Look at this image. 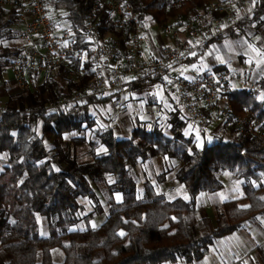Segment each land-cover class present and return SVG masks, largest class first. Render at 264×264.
Instances as JSON below:
<instances>
[{
	"label": "trees",
	"instance_id": "1",
	"mask_svg": "<svg viewBox=\"0 0 264 264\" xmlns=\"http://www.w3.org/2000/svg\"><path fill=\"white\" fill-rule=\"evenodd\" d=\"M206 0H185L171 7L167 0H131L141 21L161 26L166 21L182 22L203 11ZM53 6L67 18L75 44L83 57L72 65L83 66L85 73L69 79L61 69L49 75L36 90H23L9 98L0 116V153L7 165L0 173V247L9 254L7 264H161L182 258H201L212 240L240 228L250 217L264 214V140L233 131L228 138L216 136L211 143L196 147L185 136V119L173 110L166 120L171 136L161 125L150 129L138 123L128 138L118 139L110 127L92 126L97 119L91 110L106 97L90 98L68 109L44 111L50 100L84 87L92 75L89 53L85 47V16L90 0H53ZM264 14V0H255L249 14L241 17L236 31L247 25L258 26ZM19 21L15 9L0 7V79L10 59L23 49L15 43ZM110 22L101 20L98 38L111 31ZM219 38V37H218ZM214 38L205 43L218 39ZM12 41V42H11ZM7 42V43H5ZM156 79V78H155ZM261 83H264L262 79ZM230 115L244 116L264 127V97L247 89L228 92ZM89 129L88 154L91 160L79 162L75 147L85 141L79 133ZM50 142L55 152L45 145ZM103 147L98 152V147ZM175 158L181 163L176 173L188 199L169 200L157 193L150 181L143 183V195L137 196L135 165L152 156ZM231 172L243 181L244 195L225 201L217 210L215 224L197 210L196 197L201 192H215L222 187L219 174ZM108 176L112 177L107 181ZM107 188L108 211L98 226L78 229L79 199L98 204L96 189ZM120 192L117 202L113 193ZM245 202V205L242 203ZM37 215L45 216L48 237L39 235ZM93 213L86 215L90 219ZM122 233V234H121ZM62 250L54 260L53 249ZM264 264V245L258 247Z\"/></svg>",
	"mask_w": 264,
	"mask_h": 264
},
{
	"label": "built area",
	"instance_id": "2",
	"mask_svg": "<svg viewBox=\"0 0 264 264\" xmlns=\"http://www.w3.org/2000/svg\"><path fill=\"white\" fill-rule=\"evenodd\" d=\"M85 16V47L89 53L92 75L84 87L47 102L43 110L56 111L86 103L90 98L116 94L128 85L154 78H166L177 96V103L190 116L202 102L209 114L226 118L230 115L228 92L236 82L248 89L251 67L239 75L224 70L190 71L170 76L169 70L187 62L195 43L212 40L236 26L246 13V0H206L203 11L181 23L164 22L160 28L169 41L161 44L155 54H146L144 44L148 33L131 0H90ZM185 0H167L171 7ZM0 7L15 9L21 24L19 37L29 44L9 62L13 80L20 90H30L34 79L50 75L57 69L69 79L77 80L85 73L83 66L72 65L82 57L83 49L75 44V36L63 13L53 6V0H0ZM210 14H214L208 19ZM110 22L111 31L99 36L101 20ZM6 111L0 105V116ZM231 130L244 132L264 140V127L253 124L244 116H233Z\"/></svg>",
	"mask_w": 264,
	"mask_h": 264
},
{
	"label": "crops",
	"instance_id": "3",
	"mask_svg": "<svg viewBox=\"0 0 264 264\" xmlns=\"http://www.w3.org/2000/svg\"><path fill=\"white\" fill-rule=\"evenodd\" d=\"M255 0H246L248 14L252 10ZM214 14H210L208 19H211ZM184 21V20H183ZM182 21V22H183ZM261 24L258 26L247 25L242 33L231 35L230 31H236V26L227 28L223 34L219 35L218 39L211 41L209 44L195 43L194 50L189 56L187 62L180 66H174L169 70L168 75L177 76L187 74L190 71H206L224 70L231 75H239L244 70L251 67L249 85L254 88L248 89L236 82L234 89L244 88L248 91H254L259 98L264 97V14L261 16ZM146 22L148 26V33L144 44V52L146 54H155L158 47L169 41L164 37L160 26L154 23ZM181 23V22H176ZM21 24H19V30ZM15 43L22 45L23 48L29 46L19 37ZM161 32V33H160ZM84 55H82L83 57ZM57 73V70L52 74ZM50 74V76L52 75ZM49 75H41L34 79V85L30 89L34 91L40 86ZM22 90L18 89L9 65L3 72V77L0 79V105H5L9 98ZM117 96L116 98H114ZM104 110L102 117H97V112ZM173 110H178L180 116L185 119L184 134L191 136L195 140V145L201 148L204 144H209L216 136H224L228 138L232 132L229 124L225 123V118L209 114L202 102H197L195 115L190 116L188 112L177 103V96L173 89L168 85L166 78L146 79L134 82L124 88L120 93L106 97L90 112L93 118L97 119L99 127H110L113 135L118 139L128 138L130 132L138 123H144L147 128L153 125H161L166 135L171 136V131L166 125V120ZM94 114V115H93ZM48 149H51L50 142L45 141ZM101 148V146L99 147ZM104 148L97 150L102 152ZM51 149L49 154H54ZM75 154L79 162H87L91 160L88 158L80 160L78 156L77 146L75 147ZM7 165L5 156L0 153V173ZM156 166V173L147 176L144 171L150 172L153 166ZM137 166H146L142 168L143 182L150 181L157 193H163L166 196L172 197L173 192L180 189L181 183L176 178V173L181 167V163L175 158H168L163 156H152L146 160L138 162L133 168V172L139 181V176L136 173ZM219 179L222 182V187L215 192H201L196 197V206L201 216L210 218L215 224L218 208L228 200L240 199L243 193V181L237 178L231 172L223 171L219 174ZM108 178V177H107ZM155 180V182H154ZM137 181V182H138ZM99 191H107L106 187L101 186L96 189L97 195L107 197L106 195H99ZM144 191V188H143ZM220 191H228L220 200L208 199L209 194L218 193ZM139 187L137 183V196ZM119 195V199H117ZM143 195V192L141 196ZM114 199L119 202L122 199L120 192L113 193ZM105 197V198H106ZM106 204V201H105ZM246 203L243 202L242 205ZM106 208L108 210L107 204ZM105 205L102 206L104 212ZM90 213V212H89ZM96 213L87 219L88 224L84 227H77L78 229H85L88 225L90 227L98 226ZM37 223L39 228V235L41 237H48V223L45 216L37 215ZM93 221L94 224H91ZM90 223V224H89ZM79 224V223H78ZM264 245V214L250 217L237 230L226 233L220 237L212 240L207 252L199 259H192L185 261L178 258L175 261L163 262L161 264H253L259 261L258 247ZM54 260L62 258V250L57 247L52 251ZM10 261V256L0 247V264H7Z\"/></svg>",
	"mask_w": 264,
	"mask_h": 264
},
{
	"label": "rangeland",
	"instance_id": "4",
	"mask_svg": "<svg viewBox=\"0 0 264 264\" xmlns=\"http://www.w3.org/2000/svg\"><path fill=\"white\" fill-rule=\"evenodd\" d=\"M246 10H247V6H246ZM246 14H248V11H247ZM170 21H172V20H170ZM166 22H168V21H166ZM148 24H150V23L148 22ZM5 43H7V42H5ZM120 92H118V93H120ZM109 96H111V95H109ZM116 97L117 96H115L114 98H116ZM103 112H104V110L101 108V110L97 112V117H102V115H104ZM91 117H92V115H91ZM102 119H104V118L102 117ZM97 125L98 124L93 125L92 126V129H95L97 127ZM79 134L81 136H84L85 141L82 142V143H80L77 146L78 156H79V159L80 160H85L86 158L89 157L88 154H87V151L89 149V145H88V141L86 139H88L90 137V131H89V129H86V131L80 132ZM101 148H103V147H101ZM101 148L98 147L97 150H100ZM152 166L154 167L153 168V170H154L153 172H152V170L150 172V169L148 171L147 168H146V166H143V167L142 166H137L136 173L139 176V181L137 180L138 181L137 182L138 183V187H139L138 197H141V194L143 192V183L142 182H143V178H144L143 175L144 174L142 175L143 171L141 169L142 168H144V169L146 168V171H144V173L147 176H152L151 175L152 173L153 174L156 173V166L155 165H152ZM106 180L107 181H111L112 180V177L111 176H108V178H106ZM154 182H155V180H154ZM180 186H181L180 189H178L177 191L173 192V194H172L173 196L172 197H169V196H166V197L169 200H173L176 197H181V198H184V199H188V194H187L186 190L184 189L183 185L181 184ZM98 193H99V195H102L103 196V195H106L107 194V191H104V192L99 191ZM226 194H228V191H225V192L224 191L223 192L220 191L218 193L209 194L207 196H208V199L210 198L211 200H220ZM105 197L99 196L98 204L95 201L90 200V199H83V198L82 199H79V201L82 204L83 208H82V210L79 213L80 222L77 225V227H84L85 225L88 224V222L86 220V215L89 214V212L90 213H93V215L96 213V215H95L96 216V219H97V223L96 224H99L102 221H104V219L106 217V214H107V211H108L107 208H106V204H105ZM119 198H120L119 195H117V199H119ZM103 205H105V209H104V212H101ZM91 224H94L93 221H91Z\"/></svg>",
	"mask_w": 264,
	"mask_h": 264
},
{
	"label": "snow or ice",
	"instance_id": "5",
	"mask_svg": "<svg viewBox=\"0 0 264 264\" xmlns=\"http://www.w3.org/2000/svg\"><path fill=\"white\" fill-rule=\"evenodd\" d=\"M122 234V233H121Z\"/></svg>",
	"mask_w": 264,
	"mask_h": 264
}]
</instances>
